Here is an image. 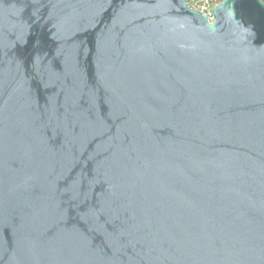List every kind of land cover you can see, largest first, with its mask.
Wrapping results in <instances>:
<instances>
[{"label": "water", "instance_id": "obj_1", "mask_svg": "<svg viewBox=\"0 0 264 264\" xmlns=\"http://www.w3.org/2000/svg\"><path fill=\"white\" fill-rule=\"evenodd\" d=\"M0 264H264V3L0 0Z\"/></svg>", "mask_w": 264, "mask_h": 264}, {"label": "rangeland", "instance_id": "obj_2", "mask_svg": "<svg viewBox=\"0 0 264 264\" xmlns=\"http://www.w3.org/2000/svg\"><path fill=\"white\" fill-rule=\"evenodd\" d=\"M191 3L193 5L192 8L203 11L205 13H209L211 8L213 6H215V5H208L209 0H191ZM218 4H216V5H218Z\"/></svg>", "mask_w": 264, "mask_h": 264}, {"label": "trees", "instance_id": "obj_3", "mask_svg": "<svg viewBox=\"0 0 264 264\" xmlns=\"http://www.w3.org/2000/svg\"><path fill=\"white\" fill-rule=\"evenodd\" d=\"M188 1V5L190 7H193L191 0H187ZM221 0H209V4L208 5H216L220 2ZM264 3V0H261Z\"/></svg>", "mask_w": 264, "mask_h": 264}]
</instances>
